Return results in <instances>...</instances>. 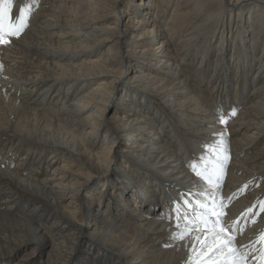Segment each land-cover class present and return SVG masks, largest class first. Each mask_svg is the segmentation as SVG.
Masks as SVG:
<instances>
[{"label":"bare ground","instance_id":"6f19581e","mask_svg":"<svg viewBox=\"0 0 264 264\" xmlns=\"http://www.w3.org/2000/svg\"><path fill=\"white\" fill-rule=\"evenodd\" d=\"M205 145L230 223L264 199V0H35L0 45V264H185Z\"/></svg>","mask_w":264,"mask_h":264},{"label":"snow or ice","instance_id":"6c2138e0","mask_svg":"<svg viewBox=\"0 0 264 264\" xmlns=\"http://www.w3.org/2000/svg\"><path fill=\"white\" fill-rule=\"evenodd\" d=\"M33 3L35 0H29L17 8L15 0H0V45H10L11 39L18 38L28 27ZM220 122L226 123L224 115L220 116ZM205 147L209 149L208 155L190 164L199 183L170 205L166 218L170 227L175 228L171 239L189 242L191 255L185 264H264V228L246 244H237L238 236L247 227H254L264 219V199H257L242 218L226 222L228 204L222 197L223 169L211 146Z\"/></svg>","mask_w":264,"mask_h":264},{"label":"rangeland","instance_id":"374dc122","mask_svg":"<svg viewBox=\"0 0 264 264\" xmlns=\"http://www.w3.org/2000/svg\"><path fill=\"white\" fill-rule=\"evenodd\" d=\"M146 19H147V18H146ZM133 73H134V70H133V67L131 66V67H129V72H127V73H125V74H122L121 77L118 79V83H120L119 85H122L126 80H129ZM117 93H118V92H116V93L114 94V97L117 95ZM113 100H115V99L113 98ZM108 107H109V108H107V110H106L105 113H104V117L108 116L109 113L113 110V109H112V106H111V107L108 106ZM129 135H130V133L127 135V137H126L125 139L128 140V139H129ZM119 165H120V161H119L118 164L116 165L117 168H115V169H119V168H120ZM121 170H122V169H121Z\"/></svg>","mask_w":264,"mask_h":264}]
</instances>
